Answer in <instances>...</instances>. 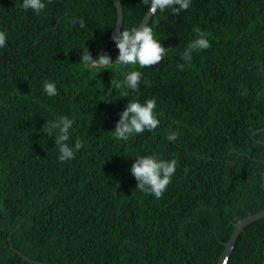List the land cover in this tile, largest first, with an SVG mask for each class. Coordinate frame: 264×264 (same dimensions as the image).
<instances>
[{
  "label": "trees",
  "instance_id": "obj_1",
  "mask_svg": "<svg viewBox=\"0 0 264 264\" xmlns=\"http://www.w3.org/2000/svg\"><path fill=\"white\" fill-rule=\"evenodd\" d=\"M120 1L121 28L139 25L148 6ZM22 2L0 0V264H218L222 242L264 208V0L152 14L147 25L169 52L143 69L80 63L85 46L115 63L114 0H45L39 15ZM196 27L211 47L186 63ZM132 70L143 72L139 91L117 88ZM46 79L58 95L44 92ZM133 98H155L160 124L125 142L112 131ZM60 116L74 120L68 143L84 145L66 162L43 127ZM151 154L178 160L160 199L136 189L130 171ZM226 264H264V217L245 226Z\"/></svg>",
  "mask_w": 264,
  "mask_h": 264
},
{
  "label": "clouds",
  "instance_id": "obj_2",
  "mask_svg": "<svg viewBox=\"0 0 264 264\" xmlns=\"http://www.w3.org/2000/svg\"><path fill=\"white\" fill-rule=\"evenodd\" d=\"M50 3L51 0H48ZM142 3L148 6L149 14L164 12L171 9L179 14L186 11L191 6L192 0H142ZM21 7L24 10L31 9L37 15L46 8L45 0H23ZM75 23V21H73ZM80 26H84V21H79ZM196 38L191 40L184 51L181 53V59L190 63L194 51L206 50L211 47L208 39V33L194 28ZM112 40L114 41L119 55L113 63L112 57L107 52H101L98 58H93L88 47H84L81 52V64L87 69H109L113 65L136 66L140 69L155 66L163 61L168 55L169 48L165 47L162 40L158 39L153 28L147 24H141L129 28H114ZM7 45V33L0 31V48ZM184 64H177V68L184 70ZM143 77L140 70H132L125 74L124 79L116 84L117 88L124 87L132 92H138ZM43 90L49 96L58 95V89L54 82L45 80ZM108 102V101H104ZM157 101L155 98L147 99L141 103L133 98L128 101L124 110L119 113L120 119L112 131L113 136L118 140L128 141L135 134H143L145 131L152 132L159 127L160 120L155 112ZM74 124L73 119L67 116L47 121L43 127H46L47 134L52 136L55 133V146L60 153L58 159L60 162L74 160L76 153L83 147V141L77 138L74 145L68 143L70 140V129ZM167 140L176 141L179 138L178 132L169 131ZM178 166V160L173 158L166 160L156 154L143 155L135 159L131 166V175L137 181L136 189L154 195L156 199L162 198L172 182Z\"/></svg>",
  "mask_w": 264,
  "mask_h": 264
},
{
  "label": "water",
  "instance_id": "obj_3",
  "mask_svg": "<svg viewBox=\"0 0 264 264\" xmlns=\"http://www.w3.org/2000/svg\"><path fill=\"white\" fill-rule=\"evenodd\" d=\"M114 3L116 6V10H117V20H116L115 26L112 29V35H113L114 28H121L122 27L123 18H124L123 6H122L121 1L120 0H114ZM151 16H152V14H149V12L147 11L139 25L148 24L149 20L151 19ZM256 132H258V130L254 131L252 134L254 135ZM257 141L264 144V142L260 139H257ZM262 185H263V189H264V169L262 171ZM261 217H264V208L254 212V213L249 212L248 215L246 217H244L236 225V227L234 228L230 238L227 241L222 242V243H224L225 247H224V250L219 257L218 264H226L228 262L239 234L242 231H244L245 226H247L248 224H250L251 222H253L257 219H260ZM19 226H20V224L18 225V227ZM18 252L21 253V251H19V250H18ZM22 255L26 259H29L31 261L34 260L25 254H22ZM34 261H36L38 263H42V264H49L48 262H45V261H39V260H34Z\"/></svg>",
  "mask_w": 264,
  "mask_h": 264
}]
</instances>
